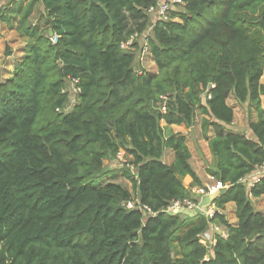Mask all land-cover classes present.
Wrapping results in <instances>:
<instances>
[{"label": "trees", "instance_id": "16d2710c", "mask_svg": "<svg viewBox=\"0 0 264 264\" xmlns=\"http://www.w3.org/2000/svg\"><path fill=\"white\" fill-rule=\"evenodd\" d=\"M31 1L45 34L27 26V8L17 27L25 54L0 82V264H264V211L252 203L264 199V176L249 189L241 182L264 162V0H180L153 25L152 0ZM10 19L0 13V23ZM151 25L154 73L139 39L120 47ZM67 82L77 90L69 111ZM230 97L255 114L251 138L226 128ZM196 111L203 135L212 132L203 136L209 175L225 188L211 219L166 212L197 201L190 189L202 183L185 135L160 122L190 125ZM120 151L131 158L124 170L105 164ZM117 171L131 191L100 182ZM130 200L148 211L126 208ZM228 204L235 225L222 213ZM212 223L226 233L208 247L200 240Z\"/></svg>", "mask_w": 264, "mask_h": 264}, {"label": "rangeland", "instance_id": "374dc122", "mask_svg": "<svg viewBox=\"0 0 264 264\" xmlns=\"http://www.w3.org/2000/svg\"><path fill=\"white\" fill-rule=\"evenodd\" d=\"M27 8H29L28 9L29 13L27 16V23H26L27 26H29L30 28H36L37 27L41 34H45L47 24L43 18V13H42L40 5L38 3L32 2L31 0H18L17 2L15 0H0V13L4 16L11 18L9 20V22L0 23V82H3L4 79L10 77L13 69L15 68V66L18 65V63L21 61V59L23 58V56L25 54L27 45L29 43V39L24 36V33L22 31L19 32L17 30V27L19 26V21H20L21 15L24 12H26ZM177 8L179 9V7L176 5L175 9H177ZM149 20H150L149 24H151L152 20L151 19H149ZM127 22H128L129 30H133L134 26H135L134 22L129 17L127 19ZM144 60H145V63H144L145 70H147L149 73H154L156 71V68H155L154 63L152 62L151 58L148 55H145ZM263 75H264V73H263ZM65 89L69 94V102L66 106L65 111H69L75 103V94H76L77 90L75 89L74 85H72L68 82L66 84ZM204 92L205 91H203L201 96L203 94H205ZM227 104L233 108V120H234V123L236 124L235 126L238 129L241 128L243 130L247 127V124L249 121H251V120L255 121L256 120V116L252 111L247 110L245 105L237 103L232 97H230L227 100ZM261 107L264 110V96L261 97ZM202 118H203V116L200 114V112L196 111L194 114L193 121L190 125H186V124L180 125L181 130L179 131V133L186 134L188 139L185 141V143H186V146L188 147V149L190 150V152L192 153V155H195V153L193 152L192 142L190 141L191 135L198 136L199 139H204L202 137L205 136V135H203L201 128H200ZM160 126L162 128H164V132L168 131V129H167V127H165V123L163 121L160 122ZM208 132H211V129H209L207 131V133ZM175 133H178V131ZM211 134H212V132H211ZM199 146H200V153L203 156L204 160L200 161V160H198V158L195 157V159L197 160V166L202 168L203 171L207 175H209L208 167L211 168V163L213 161L207 153H204L207 150L206 149L207 146L205 145L204 141L200 140ZM165 151H167V150H165ZM121 153H123V156H122L123 161H120V162L123 163L122 168L124 170L125 169V163H128L131 160V158L129 156H127L124 151H121ZM164 157L167 160V154ZM105 162H106L105 164H107V165L111 164L110 161H108V163H107V161H105ZM122 168H120V169L122 170ZM117 173H118V171H117ZM106 181L117 182L118 184H121L122 186H124L125 188H127L128 190L131 191V184L129 183V181L127 179H125L123 177L122 172L117 177H110V178L106 177V178L101 179L100 182L102 183V182H106ZM214 181H215L214 179L209 180L208 184L209 185L213 184ZM248 181H249L248 179H245V181L243 180V183L246 185L248 183ZM183 183L185 185H189V184H187V181L183 180ZM246 188H247V186H246ZM252 203H253L254 208L257 211H260V212L264 211V199L263 198L253 199ZM171 205L166 209V211H169V212L172 211ZM205 212H206V210H205ZM222 213L225 215L226 220L230 224H232V225L236 224V218L234 215V207L232 204L225 206L224 211ZM197 221H198V219L195 220V222H197ZM220 230L223 233H226L225 229L223 227H220ZM205 238L208 240V237L205 236ZM206 245L208 247L211 246L209 241L206 243Z\"/></svg>", "mask_w": 264, "mask_h": 264}, {"label": "built area", "instance_id": "2783aa9c", "mask_svg": "<svg viewBox=\"0 0 264 264\" xmlns=\"http://www.w3.org/2000/svg\"><path fill=\"white\" fill-rule=\"evenodd\" d=\"M153 1V5L150 6L147 10H146V15L148 16L149 19L152 20V25L158 21V20H166L167 18V14L170 11H174L175 10V6L181 4L180 0H152ZM152 25L145 30V32L143 34H139L137 32H133L132 34L129 35V37L121 43L120 47L122 49H132L134 42L136 39H139L142 42V56H141V60H144V56L148 55L147 52V35L148 32L152 29ZM57 38L55 36L51 37V42L54 43L56 42ZM74 82V81H73ZM212 87V86H211ZM206 94V93H205ZM161 100L163 101L160 105V111L161 112H165L166 110V106H165V100H166V96H161L160 97ZM119 161H123L122 160V156L123 153H121V151L117 154ZM130 169L132 170L133 167L132 165L129 166ZM262 176H264V162L261 166L256 167L254 173L250 174L248 177L244 178L243 180L245 181V179H248V189L253 186ZM243 180H241V182H243ZM223 185L219 182V181H214L213 184H208L206 186H195V187H191L190 191L191 193L196 196L197 201H195L194 199H185L181 202H173L171 205V209H186L189 211L194 210L199 201L201 200V198L208 196V195H212V194H216L219 190L223 189ZM126 206V208L128 209H137L139 211H143V210H147L148 209L145 206H141L138 201L136 200H130L128 202H126L124 204ZM206 210V212H205ZM169 212V211H166ZM171 212V211H170ZM205 212V213H204ZM214 212H217V210L215 209L213 203L210 204L207 208H205L202 212V215L204 214L206 217H208L209 219H211L214 215ZM220 235L222 237H225V233H223L220 230V227L217 226L216 224H210V228L209 230L203 235L202 239L200 240L201 244L206 245V243L209 241L210 244H214V235ZM208 237V240L205 238Z\"/></svg>", "mask_w": 264, "mask_h": 264}, {"label": "crops", "instance_id": "0c3cea01", "mask_svg": "<svg viewBox=\"0 0 264 264\" xmlns=\"http://www.w3.org/2000/svg\"><path fill=\"white\" fill-rule=\"evenodd\" d=\"M179 8H181V4H179V5H177ZM260 82L264 85V75H263V77L260 79ZM236 124L234 123V120L232 121V123L229 125V126H226V128L227 129H230V130H232V132H236V133H244V134H246V136L247 137H249V138H251V134L249 133V130H248V127H246L245 129H241V128H237L236 126H235ZM167 129H169V130H171V131H173L174 133L175 132H179L180 130H181V127H180V125H172V126H170V127H168ZM181 134H183V135H185V137H186V140L188 139L187 138V136H186V134H184V133H181ZM206 135V137H208V138H210L211 136H212V134H211V132H208V133H206L205 134ZM203 138V137H202ZM204 141V143H205V145L207 146V142L204 140V139H199V137L198 136H193V135H191V142H192V148H193V152L195 153V155H192V153L190 152V154H191V159H190V164H191V166H192V168L194 169V171H195V173L197 174V176L199 177V179H200V181H201V183H202V186H206V185H208V181L209 180H213V178L211 177V176H209V175H207L204 171H203V169L202 168H200V167H198L197 166V160L195 159V157L196 158H198V160H204L203 159V156L201 155V153H200V146H199V141ZM207 150H206V152H204V153H207L208 155H209V157L212 159V157H211V155H210V153H209V150H208V147L206 148ZM190 151V150H189ZM167 154V160H166V158L164 157L165 155ZM194 156V157H193ZM206 156V155H205ZM207 157V156H206ZM111 161V163H113V164H118V162H120L119 161V158H118V156L116 155V158L115 159H111L110 160ZM162 161L164 162V163H166V164H170L172 161H173V153L172 152H170V151H164L163 152V155H162ZM106 163V162H105ZM203 167V166H202ZM120 175V173H117L115 176H113V177H117V176H119ZM184 181H187V184H189L190 182H191V179H190V177H188V176H186L185 178H184ZM229 205V204H228ZM233 205V204H232ZM227 206V205H226ZM233 207H234V205H233Z\"/></svg>", "mask_w": 264, "mask_h": 264}, {"label": "water", "instance_id": "95a60500", "mask_svg": "<svg viewBox=\"0 0 264 264\" xmlns=\"http://www.w3.org/2000/svg\"><path fill=\"white\" fill-rule=\"evenodd\" d=\"M49 34H51V32H49ZM224 191H225V188L219 190L216 194L208 195V196L201 198L197 207L192 211H189L186 209H173L171 212H167V213L170 215L180 214V215H184L188 217H195L198 214L202 215L203 210L207 208L210 204H212L219 195L224 193Z\"/></svg>", "mask_w": 264, "mask_h": 264}]
</instances>
